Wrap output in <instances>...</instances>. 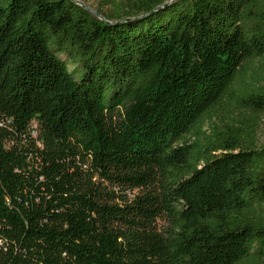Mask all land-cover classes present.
Listing matches in <instances>:
<instances>
[{"label": "trees", "instance_id": "trees-1", "mask_svg": "<svg viewBox=\"0 0 264 264\" xmlns=\"http://www.w3.org/2000/svg\"><path fill=\"white\" fill-rule=\"evenodd\" d=\"M103 1L0 0V264H264V0Z\"/></svg>", "mask_w": 264, "mask_h": 264}, {"label": "rangeland", "instance_id": "rangeland-1", "mask_svg": "<svg viewBox=\"0 0 264 264\" xmlns=\"http://www.w3.org/2000/svg\"><path fill=\"white\" fill-rule=\"evenodd\" d=\"M81 1H83L89 8L93 10H96L97 8H102V10H105L106 12L110 11L109 10L110 8L107 5H104L103 0H81ZM254 71H256L260 77H264V59L255 62L254 65L250 67V72H254ZM211 115L213 119L207 120L202 127V132H205L206 134L209 133L211 126L214 123L219 125L220 120H223L222 112L219 108H217ZM258 139L259 141H262L264 139V119L259 126Z\"/></svg>", "mask_w": 264, "mask_h": 264}, {"label": "water", "instance_id": "water-1", "mask_svg": "<svg viewBox=\"0 0 264 264\" xmlns=\"http://www.w3.org/2000/svg\"><path fill=\"white\" fill-rule=\"evenodd\" d=\"M81 6H84L82 3H80V2H78ZM91 14H93V15H95V16H97L96 15V13L93 11V10H91V9H89V8H86Z\"/></svg>", "mask_w": 264, "mask_h": 264}]
</instances>
